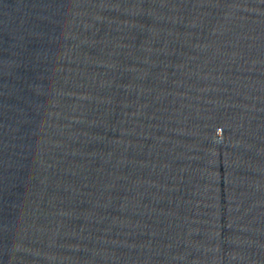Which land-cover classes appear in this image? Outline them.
Wrapping results in <instances>:
<instances>
[{
  "label": "water",
  "instance_id": "water-1",
  "mask_svg": "<svg viewBox=\"0 0 264 264\" xmlns=\"http://www.w3.org/2000/svg\"><path fill=\"white\" fill-rule=\"evenodd\" d=\"M0 264H264V0H0Z\"/></svg>",
  "mask_w": 264,
  "mask_h": 264
}]
</instances>
